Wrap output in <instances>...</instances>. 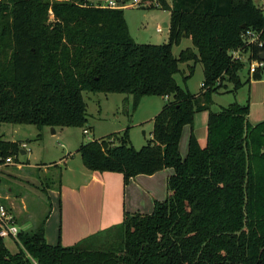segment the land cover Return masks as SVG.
I'll use <instances>...</instances> for the list:
<instances>
[{"label":"trees","instance_id":"1","mask_svg":"<svg viewBox=\"0 0 264 264\" xmlns=\"http://www.w3.org/2000/svg\"><path fill=\"white\" fill-rule=\"evenodd\" d=\"M157 1L170 15L168 44L160 46L137 44L122 9L85 0H0V125L83 128V92L131 96L132 112L144 97H167L152 120V139L139 150L126 130L82 143L76 153L87 170L119 173L125 185L173 171L168 197L150 214L125 213L121 224L72 247L47 243L46 214L12 239L14 253L0 237V264H264V121L249 123L247 103L212 109L227 84L236 93L249 83L230 54L244 47L245 30L264 31V9L253 0ZM183 38L192 47L174 57ZM261 51L264 45L253 58ZM183 63H192L188 77L202 65L197 94L174 79ZM199 112H207L206 146L191 134L182 158V130ZM20 151L0 135V167Z\"/></svg>","mask_w":264,"mask_h":264},{"label":"rangeland","instance_id":"2","mask_svg":"<svg viewBox=\"0 0 264 264\" xmlns=\"http://www.w3.org/2000/svg\"><path fill=\"white\" fill-rule=\"evenodd\" d=\"M53 1L55 0H49L50 3ZM166 1L169 4L171 2V0ZM254 3L257 7L264 9V0H254ZM123 13L129 34L137 44L156 46L168 44V28L161 26L163 23L169 24L170 15L168 11L162 10L158 6L126 9L123 10ZM52 21L53 15L51 11H48L47 22ZM158 27L162 29V33L156 31ZM191 47L192 43L189 39H182L178 46L172 47V54L177 57L181 51ZM188 65H192V63L179 64L180 72L174 75V79L179 86L186 87L188 91L195 94L201 90L203 68L201 64H196L192 75L188 77L190 75ZM239 76L241 82L247 80L245 78L246 70L242 69ZM185 77L187 78L184 80ZM226 87V92L231 91L233 85L227 84ZM220 93L225 92L222 90ZM217 96H214L213 99L222 105L233 99L231 94ZM82 97L87 104L88 114L87 124L83 128H57V134L52 135L50 127L36 130L34 126L0 125V135L3 140L26 144L24 149L26 154H19L17 157L16 164L21 165L10 164L1 169L3 171L0 172V203L11 209L16 224L23 231L33 229L37 224L36 222L41 221L46 214L48 215L52 208L55 211L52 219L54 227L50 233L53 235L52 240L55 245L59 243L63 247H72L76 243H69L71 240L63 226L64 217L62 219L59 216L60 202L58 203V201L60 197H57L53 192L58 189L60 171H64L67 166L61 161L67 158L68 151H75L79 143L86 144L92 140L126 130L131 145L135 150H139L150 142L153 117L165 104V98L144 97L137 109L132 112L131 96L128 95L83 92ZM124 97H128L129 100L123 102ZM215 107L214 104L212 109H216ZM203 113L207 114V112L196 113L191 127L185 128L181 133L178 150L180 145L179 154L182 158L187 154L191 134L201 148L206 146L207 129L202 122ZM117 115L119 119L115 120L114 116ZM199 117H202V121H199ZM122 126L125 128L123 129ZM84 129L88 130V135L83 134ZM42 130L44 135H42ZM28 131H32V135H28L26 133ZM77 164L82 165L78 154H76L74 161L69 162V166L74 167ZM28 165L33 167H27ZM24 175H29L36 181L29 182L30 180L27 179L28 182H26L20 179ZM9 189L12 191L9 192ZM48 190L54 191L49 193ZM4 243L11 252H16V247L11 239H4Z\"/></svg>","mask_w":264,"mask_h":264},{"label":"crops","instance_id":"3","mask_svg":"<svg viewBox=\"0 0 264 264\" xmlns=\"http://www.w3.org/2000/svg\"><path fill=\"white\" fill-rule=\"evenodd\" d=\"M161 26L163 28H168V24L166 23L161 24ZM222 94H231L233 99L228 100L229 102L227 101L223 105L216 102V99H213V104L216 106L215 108L227 107L234 102L241 105L247 103L249 106V123L254 125L264 121V78L261 80H250L248 84L242 86L234 94L225 92L217 95ZM217 95L214 96L218 97ZM128 100V97L122 99L123 102ZM164 101L166 102L165 99ZM98 103H100L99 100ZM161 109L162 107L160 110ZM114 117L115 120L119 119L118 115ZM201 118L199 117V121L203 120V125L206 128L207 114L203 113L202 120ZM122 127L123 129L125 128L124 126ZM185 128H190V126H185L183 130ZM19 129L22 130L21 128ZM53 131L54 132H52L51 129L52 135H56L57 128H55V130L53 129ZM31 132L32 131H28L26 133L32 135ZM41 132L42 135H44V131L42 130ZM80 144L82 143L78 144L75 151H68L66 155L67 158L61 161L67 166L64 171H60V183L58 189L55 192H53L54 190H48L49 193L53 192L57 197H60L58 201V203L60 202L59 216L60 218L62 217V219L64 217L63 226L71 240L69 242L70 244L77 243L90 235L121 224L125 213H138L142 215L150 214L153 210V204L155 201L162 202L168 197L169 192L167 190V180L173 174L171 169H164L151 176H136L131 178L128 184L125 185L123 176L119 173L92 172L87 170L82 163V165L77 164L74 167L69 166V162L75 160L77 154L76 151ZM20 145L21 148L22 145L26 146L23 142H21ZM20 154H26L24 148H22ZM16 163L17 158L16 160L13 159V162L10 164ZM59 163L57 164L59 165ZM10 164L5 165L4 167H7ZM16 165L20 166L21 164ZM27 167L33 166L28 165ZM2 171L3 170H0V172ZM20 179H23L26 182H28L27 179L30 180L29 182L36 181L35 178L29 175H24ZM11 191L12 190L9 189V192ZM6 208L10 210V213L12 214L11 209L8 207ZM48 213V217L45 221V237L48 244L55 245L52 240L53 235L50 233L54 227L52 219L55 211L51 208ZM14 220L16 221L15 218Z\"/></svg>","mask_w":264,"mask_h":264},{"label":"built area","instance_id":"4","mask_svg":"<svg viewBox=\"0 0 264 264\" xmlns=\"http://www.w3.org/2000/svg\"><path fill=\"white\" fill-rule=\"evenodd\" d=\"M85 5L93 8L101 9H139V8H149V7H158L159 3L157 0H85ZM158 33H162V29L158 27L156 29ZM264 31L263 30H251L247 29L241 34L243 48L237 49L231 52V59L239 61L243 64V69L246 70L245 78L253 80V76L256 74L264 75V61L259 59V55L264 53L263 51L259 52L258 57L253 58V52L255 49L262 48L264 45ZM167 100V97H165ZM88 130L84 129L83 134L88 135ZM22 148H26L25 145H22ZM13 162V159H7L5 165ZM3 166L0 167V170ZM19 227L17 226L14 217L5 207V205L0 203V237L2 239H17L19 233Z\"/></svg>","mask_w":264,"mask_h":264},{"label":"water","instance_id":"5","mask_svg":"<svg viewBox=\"0 0 264 264\" xmlns=\"http://www.w3.org/2000/svg\"><path fill=\"white\" fill-rule=\"evenodd\" d=\"M242 28H244V26H242ZM259 59L262 60V61H264V53H262V54L259 55ZM51 129H52V132H54L53 131L54 128H51Z\"/></svg>","mask_w":264,"mask_h":264}]
</instances>
